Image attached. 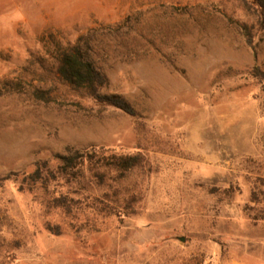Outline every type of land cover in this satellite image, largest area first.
<instances>
[{"label": "rangeland", "instance_id": "374dc122", "mask_svg": "<svg viewBox=\"0 0 264 264\" xmlns=\"http://www.w3.org/2000/svg\"><path fill=\"white\" fill-rule=\"evenodd\" d=\"M242 7L0 0V177L28 173L67 144L146 158L122 187L124 199L135 197L132 208L89 229L47 210L43 193L6 180L0 264H264V91L251 74L264 71V33L254 47L245 42ZM82 33L107 78L103 92L125 97L137 117L111 106L58 107L15 90L31 53Z\"/></svg>", "mask_w": 264, "mask_h": 264}, {"label": "trees", "instance_id": "16d2710c", "mask_svg": "<svg viewBox=\"0 0 264 264\" xmlns=\"http://www.w3.org/2000/svg\"><path fill=\"white\" fill-rule=\"evenodd\" d=\"M239 1L247 16L240 32L245 42L254 47L257 34L264 33V0ZM90 39L88 33H82L73 42H50L52 47L42 56L31 53L17 71L15 90H25L35 101L58 107L83 110L94 105L111 106L137 117L138 112L125 97L103 92L107 78L96 63ZM251 74L264 91V71L254 66ZM21 80H27L29 88L22 89ZM34 81L37 84L30 87ZM145 162L141 150L123 153L104 145L79 148L67 144L51 160L37 161L28 173L10 172L0 177V187L12 179L19 190L43 193L42 203L47 210L69 217V224L78 229H89L100 216L122 218L132 208L135 197L124 199L122 187ZM47 228L55 234L61 232L58 223H48Z\"/></svg>", "mask_w": 264, "mask_h": 264}]
</instances>
